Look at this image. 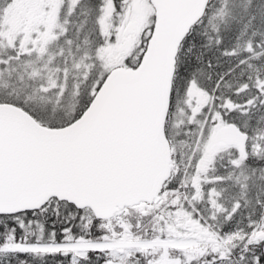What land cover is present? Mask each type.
Here are the masks:
<instances>
[{
	"label": "snow or ice",
	"instance_id": "1",
	"mask_svg": "<svg viewBox=\"0 0 264 264\" xmlns=\"http://www.w3.org/2000/svg\"><path fill=\"white\" fill-rule=\"evenodd\" d=\"M0 264H264V0H0Z\"/></svg>",
	"mask_w": 264,
	"mask_h": 264
}]
</instances>
